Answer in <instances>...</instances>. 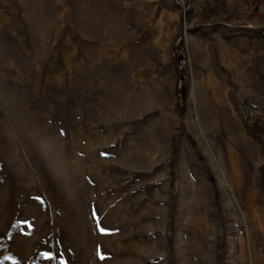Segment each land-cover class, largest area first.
<instances>
[{
  "label": "rangeland",
  "instance_id": "rangeland-1",
  "mask_svg": "<svg viewBox=\"0 0 264 264\" xmlns=\"http://www.w3.org/2000/svg\"><path fill=\"white\" fill-rule=\"evenodd\" d=\"M0 264H264V0H0Z\"/></svg>",
  "mask_w": 264,
  "mask_h": 264
}]
</instances>
